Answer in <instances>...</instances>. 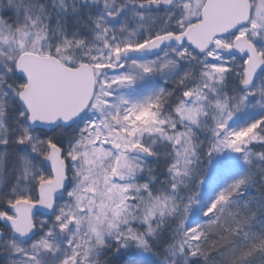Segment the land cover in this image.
<instances>
[{
    "label": "snow or ice",
    "instance_id": "1",
    "mask_svg": "<svg viewBox=\"0 0 264 264\" xmlns=\"http://www.w3.org/2000/svg\"><path fill=\"white\" fill-rule=\"evenodd\" d=\"M0 264H264V0H0Z\"/></svg>",
    "mask_w": 264,
    "mask_h": 264
}]
</instances>
